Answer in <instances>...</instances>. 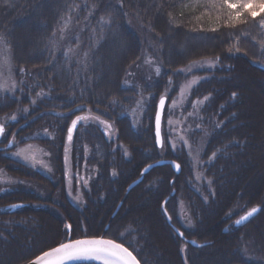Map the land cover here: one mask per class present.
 Here are the masks:
<instances>
[{
	"label": "trees",
	"instance_id": "16d2710c",
	"mask_svg": "<svg viewBox=\"0 0 264 264\" xmlns=\"http://www.w3.org/2000/svg\"><path fill=\"white\" fill-rule=\"evenodd\" d=\"M205 2L0 0V49L11 53L12 71L19 87L0 94V123L6 127L0 145L12 136L17 142L39 137L34 141L50 152L53 175L59 181L53 201H57L55 206L62 214L59 218L54 212L33 205L13 213L0 212V246L14 251L13 257L26 248L20 261L13 264H24L69 236L75 239L105 233L129 246L142 264H152L153 259L146 256L156 241L153 229L164 232V238H168L163 242L157 240L163 254L160 264H218L226 262V257L229 258L226 264H245L257 259L256 262L264 264V100L255 103L254 113L246 108L255 92L264 96V70L259 64L225 52L232 38L239 34L254 35L260 29L261 17L253 20L245 14L235 27L225 26L223 17L217 19V13L202 6ZM102 17L110 23H103ZM185 33L194 41L187 47L180 41ZM180 46L185 47L182 53L178 51ZM204 60L214 64L199 71L207 78L191 89L182 111L192 115L186 126L187 137L191 146L199 149L201 179L194 178L191 171L187 175L185 169L175 177L170 166L158 167L145 177L141 186L125 194L142 168L153 157L162 156L163 150L157 148L154 136L158 97L166 94L168 105L189 78L181 70ZM157 67L161 70L159 76L155 72ZM148 95L152 98H147ZM142 99L148 112L141 125L134 127L127 113ZM196 101L200 103L193 107ZM78 115L90 119L77 125L69 142V125ZM12 116L16 119L11 120ZM91 117L107 121L115 130L106 129ZM166 132L163 127V135ZM146 136L150 145L141 150L149 154L142 155L135 143ZM2 152L0 149V161L12 167L9 171L14 178L31 186L36 183L39 189L43 181L50 180ZM67 153L75 179L74 191L81 188L79 205L70 201L63 185ZM164 155L183 163L188 153L182 145ZM249 174L255 177L254 184H249ZM173 178L175 183L171 186ZM172 189L176 190L175 196L170 195ZM17 190L15 185L3 191L0 207L25 201L24 189ZM120 195L121 200L126 199V210L130 205L132 210L144 200L148 203L149 197L152 199L150 207L137 215L146 219L144 231L135 221L122 222L125 219L114 224L121 225L122 235L114 236L111 229H105L112 221ZM167 198L171 223L187 238L210 242L207 247H185L179 238L174 237L175 240L168 235L174 236L162 210ZM93 199L100 204L93 207ZM157 199L160 210L155 207ZM256 207L260 211L251 220L234 227L237 218ZM64 224L71 225V234L67 228L63 229ZM1 229L12 232L8 233L9 240ZM226 229L231 230L230 236ZM136 235L140 237L137 243L131 240ZM33 247L39 249L35 252L27 249ZM207 249L214 250L211 256L203 253ZM176 251L180 252V258ZM6 259V256L1 259L0 264L10 263Z\"/></svg>",
	"mask_w": 264,
	"mask_h": 264
},
{
	"label": "rangeland",
	"instance_id": "374dc122",
	"mask_svg": "<svg viewBox=\"0 0 264 264\" xmlns=\"http://www.w3.org/2000/svg\"><path fill=\"white\" fill-rule=\"evenodd\" d=\"M182 40H183V42H182ZM197 40H199V39H197ZM197 40H196V42H197ZM180 41H181V43H184L186 47H187L188 44L194 42V41H192L190 39V36L188 34H186V33L183 34V37H182V39ZM237 48L239 49V51L236 50ZM175 49H177V46H175ZM184 49H185L184 46H180L178 48V51H181V53H182V51H184ZM229 49H231V51H229ZM225 52H226V54L228 56H241V57L247 59L248 61H250L252 63L259 64L260 66H264V28L260 27V29L252 36L239 34L238 36L232 38L230 40V42L228 43ZM209 62H211V61L204 60V61H200V62H195V63L191 64L189 67H186V68L182 69V70H184V71H182V73L189 74V78L184 81V83L181 85V87L184 86L185 84H188L190 81L195 79L198 82L191 87V89H192L193 87L198 85L202 80L206 79L207 78L206 75H204L203 73H200L199 71H201L203 68L205 69L206 67H211L212 64H214L213 62H211V65H210ZM0 84H6L7 88H8V90H6V91L0 90V94H4V93L9 92V91L14 92L16 89L19 88L18 84H17V82L15 80L13 71H12L11 53H8L6 50H2V49H0ZM13 85H15V86L13 87ZM191 89L188 91V93H186V95L183 98L180 97V92H179L178 95H175L173 97V99L169 102V104L167 105V108L165 107L164 122L166 124V127L164 125V128L166 129L167 132H166V135L164 134V146H163L164 149H160V151L163 150L161 158H165L164 157L165 156L164 153L167 150L171 149L173 152H175L178 148H180V146L183 145L185 147V149L187 150L188 158L190 159V161H189L190 163H189L188 169H189V171L194 173L193 174V176L195 175L194 178L196 177L197 180H199V179H201V176H202L201 170L199 169L200 167H202L201 162L199 160L200 152H199V149H198L197 146L196 147L195 146L194 147L191 146V144L188 141V137H187L189 128L186 127V126L188 125L189 117L192 116V115L183 114L182 113L183 107L185 106V103H186V100H187V96L189 95ZM163 95H166V94H163ZM163 95H160L158 97V99L156 101V104L159 101L160 97L163 96ZM263 97H264L263 94L261 95V93H258V92H255L253 95L250 96V99L247 101V106H246V108L250 111V113H254L253 110H254L255 103H261L262 100H264ZM147 98L151 99L152 96L148 95ZM172 101H176L177 102V106L175 108L171 107ZM23 111H24V109H23ZM155 111H156V109H155ZM147 112H148V106H147L146 102L144 101V99H142V101L138 102V104H137V106H136V108L134 110H132L129 113H127L128 117H130L131 125H133L134 127H139L141 125V123L143 122L144 118L146 117ZM24 115H26V114H24ZM169 120L173 121L172 125H169L167 123ZM70 127H71V123L69 125V128ZM111 130L114 131L115 127L112 126ZM43 137H45V136H43ZM181 137H184V140L187 141V144H185L184 141L181 140ZM35 138H39V137L38 136L26 137L24 141L17 142L16 139L12 136V137H10L8 139L7 143L3 142L2 147L6 148L7 145H8V142L9 141H13L14 142L13 146L6 151V155L9 157V159L12 160V161H15L16 163L20 162V163H22L24 165L32 167L34 170H36L37 172H39L43 176L48 177L50 180L46 179L47 181H43L45 185L43 184L44 186L42 185L41 189L38 188L39 186L36 183H33L32 186L33 185L37 186V188L34 189V186L32 188L31 184L26 182L25 180L22 181V180H19L17 178H14L13 176H11L12 174L10 173L9 169L13 170L12 167L9 166L6 162L4 163V160H1L0 161L1 162L0 163V194L3 191H5V190H7L9 188H13V186L17 185V187L19 188V190H17V191L21 192L22 189H24V195H25L26 199H25V201L21 202V203L25 204V206L23 208L33 205V206L39 207L40 210H46L48 212L52 211V212H54L53 214H55V216L57 215L56 217L62 218L61 212H59L57 210V207L55 206V203L57 204V201L56 200L53 201V198H55L53 196V191H54V193H55V191L56 192L59 191V189H58L59 181H58L57 178H54V175H53L54 171H53V166L51 164L50 152L45 147H43L39 141H34ZM170 140L173 143H175V145H176L175 149H173L170 146V144L168 146L167 141L169 143ZM135 144L138 147V151H139L140 154L141 153H142V155H146L147 154L145 151L141 150V148H143V146H145L146 144L150 145V140H149L148 136H146V138L145 137H141L140 139L137 140V143H135ZM65 145H66V148L69 146V145L67 146V141L65 142ZM28 146H32V149L35 151V155H36L37 159L38 160H43L44 165H46L47 167H44V166H42L40 164L32 166L30 162H25L23 159H21L20 157L15 155V153L18 152L20 149L27 148ZM0 147H1V145H0ZM64 157H65V155H64ZM65 158H66L65 165H64L65 178L63 179L64 180L63 181V185L65 186V188L67 190V194H68V197H69L70 201L74 205L75 204L79 205V204L82 203V199L80 197L81 188H79L80 191H76V189L74 191L75 179L72 178L74 176V174H73L72 169L70 167V156H69V153L66 154ZM158 160H160V158L153 157V159L148 164L157 162ZM4 165H7L9 167H6ZM3 166H4L5 169L3 168ZM165 166H169V165H165ZM165 166H159V167H165ZM156 168H158V167H156ZM69 169H70V171H68ZM171 169H172V167H171ZM136 177L138 178L139 176H136ZM136 177L134 178V180L137 179ZM76 182H78V181H76ZM143 182L144 181H142L140 184H138L130 192H132L138 186H141ZM44 187H46V188H44ZM125 194H128V193H125ZM174 196H175V194H174ZM152 198H154V197H152ZM121 199H122V195H120V197L118 198V201L119 202H123V203H122L121 207L119 208L117 214L115 216H113V214H112V216H111L112 217V221H109L110 227L108 229L109 230L111 229V232H113L112 234L114 236L118 235V234L122 235V233L120 232L121 231V229H120L121 225H117V226L115 225L114 226V224H116V223L117 224H121V223H118V222H120L121 219H125V221H122V222L126 223V222L135 221V223H137V225L140 226L141 229L144 231V228H147L146 227L147 223L145 222L146 219L141 218L140 216H137V215H139L138 213L144 212L145 210H147L150 207L152 199L149 197L150 201L148 203H145V200H144V202L142 200H139L140 203H142V202L143 203L141 205L138 204V205L134 206L132 208V210H131V205L128 208L129 210H126V207H125V202H126L125 200L126 199L125 200H121ZM92 202L94 203V204L92 203L93 207H95L96 204H100L99 202H97L96 199H93ZM33 203H35V204H33ZM144 206H145V208H144ZM146 206H149V207H146ZM1 207L4 208L3 211L8 212V213H13V212H10L9 210H5L4 206H1ZM155 207H157L158 210H160L159 209V199H157L155 201ZM214 209H215V207H214ZM121 213H123V215H120ZM119 215L121 217L117 218ZM160 217L163 218L162 215H160ZM90 218H92V216ZM115 218H117L116 222L113 221ZM209 218H211V217H209ZM151 221L154 222V220L152 218H151ZM49 222H51V221H49ZM89 222H93V220H89ZM167 222H168V220H167ZM95 225L97 226V224H95ZM187 226L188 225H186V227ZM113 227H114V230H113ZM64 228H67V224H64L63 229ZM101 229H103V228H101ZM105 229L107 230V228H105ZM155 230L158 231L157 229H155ZM1 231H4V230L1 229ZM36 231H38V230H36ZM156 231H154V229H153V232L156 235V241L157 240H160V241L167 240L168 241L167 236H165V238H164V234H165L164 232L160 233V232H156ZM172 231L174 232L173 227H172ZM67 232L71 234V230L68 231V228H67ZM4 233L7 234L6 236H4L5 239L9 240V234L8 233L11 234L12 232H10V231L6 232V229H5L3 234ZM173 234H174V236H171V233L168 234V235L171 238L173 237L172 239H175L174 237L179 238L180 240L182 239L178 235H176L175 232ZM42 235L45 236L46 234L42 233ZM102 236L110 238V239H114L112 237L107 236L106 233L101 235V236L100 235L99 236L86 235V236H81V237H78V238H75V239L88 238V237H102ZM68 239H69V237L67 238V240ZM71 239H73V238H71ZM138 239L140 241V237L138 235H136L135 237L134 236L131 237V240L135 241L136 243H137ZM114 240H116V239H114ZM54 241L55 240H53V244H54ZM66 241H64V242H66ZM116 241H118V240H116ZM156 241H154L152 243L153 246L150 247V251H148L149 253L146 256V259H148V258H152L153 259V263L152 264H160L161 261H162V258H163V254H162V251L160 249L159 241H157V242ZM181 241L184 243L183 239ZM64 242H61V243H64ZM198 242H201V241H198ZM56 243H58V240L56 241ZM61 243L59 242L55 246H58ZM170 244H171V242H169L167 246H170ZM48 245H49V243H48ZM55 246L53 245V247H55ZM53 247L47 248L44 251H47V250H49V249H51ZM127 247L131 251H133L129 246H127ZM27 249H31V251L34 250V252H35L39 248H37V247L34 248L33 247V248H27ZM25 250H26V248L24 247L20 251V253H18L15 257H13L15 252L12 251V250H9L6 245H2L1 244V246H0V260L4 259V257L6 256V257H8V259H6V260L10 261V263H7V264H13V262H19L20 258H21L20 256L22 255V253H24ZM170 250H172V249H170ZM177 250H179V248H177ZM28 252H30V251H28ZM213 252H214V250L207 249L203 253L206 254V255L209 254V256H211ZM133 253L135 254L134 251H133ZM176 253L178 255V258H180V252L176 251ZM29 254L30 253H27V255H29ZM167 254L170 257L174 256V253L172 254V252L171 253H167ZM37 255H39V254H37ZM35 257L31 258L30 260H28L24 264H27L28 262L33 260ZM15 258H19V259L15 260ZM256 259H257V257H256ZM225 260H226V262L223 261V262H220L218 264H226L227 262H229V258L226 257ZM256 261L251 262V261L248 260L247 262H243V263H245V264H260L259 262H256ZM141 264H142V262H141ZM208 264H213V263L209 262Z\"/></svg>",
	"mask_w": 264,
	"mask_h": 264
},
{
	"label": "snow or ice",
	"instance_id": "6c2138e0",
	"mask_svg": "<svg viewBox=\"0 0 264 264\" xmlns=\"http://www.w3.org/2000/svg\"><path fill=\"white\" fill-rule=\"evenodd\" d=\"M203 7L209 9L210 11H214L217 13V19L221 17L224 18L225 26L235 27L237 23L242 22V17L247 14L248 17H251L255 20L257 17H261L259 20V26L264 28V0H206V2L202 5ZM101 21L105 24L110 23V20L101 18ZM243 22H247L244 20ZM215 31L216 29H212ZM2 40V37H0ZM239 51V49H236ZM231 51V49H229ZM218 59V58H217ZM211 65V62H209ZM160 68L157 67L155 69L156 75H160ZM184 71V70H181ZM197 80H192L188 84L180 87V97L183 98L186 93L191 89V87L196 84ZM169 84H171V80L169 79ZM15 85H13L14 87ZM0 90H8L6 84H0ZM236 94L233 93V96ZM207 99V97H205ZM167 102V95H163L159 99L158 110L155 116V129H156V139L157 145L160 148L164 146V138L161 136V120L165 108V104ZM35 103V101H33ZM196 103H200V101H196L193 104L195 107ZM177 106L176 101H172L171 107L175 108ZM82 110V109H81ZM26 112L27 109H24ZM89 111H91L89 109ZM59 115V113H57ZM191 115V113H189ZM95 119L99 123L103 124L106 129H111V125L107 121L99 120V117H91ZM11 120H15L16 117L12 116ZM90 119L87 115H78L71 122V127L68 129L67 139L69 142L72 140L73 130L77 127L81 122H86ZM169 125H172L173 121L169 120L167 122ZM5 131V126L3 123H0V135H3ZM181 140L187 144V141L184 140V137H181ZM170 146L175 149L176 145L171 140L169 141ZM16 156L23 159L25 162H30L32 166L40 164L44 167L43 160H38L35 151L32 149V146H28L27 148L20 149L15 153ZM215 156V153H213ZM173 166L176 170L180 169V165L173 162ZM151 167V166H150ZM147 171V169H145ZM115 174V173H114ZM86 183V181H85ZM211 181H209V184ZM24 205H13V208L23 207ZM166 211V210H165ZM258 208H252L250 211L246 213V215L242 216L240 219L236 220V225H241L245 223L249 217L253 216ZM170 219V217H169ZM69 231L71 230V225H67ZM182 237L183 233H179ZM193 243H195L193 241ZM202 247L203 245H198ZM99 261L100 264H140V260L137 259V256L134 255L133 251H130L128 247H125L122 243H117L115 240L105 239L103 237H93V238H80V239H69L59 244L58 246L44 252L42 255L36 258L32 262V264H69L72 261Z\"/></svg>",
	"mask_w": 264,
	"mask_h": 264
},
{
	"label": "water",
	"instance_id": "95a60500",
	"mask_svg": "<svg viewBox=\"0 0 264 264\" xmlns=\"http://www.w3.org/2000/svg\"><path fill=\"white\" fill-rule=\"evenodd\" d=\"M263 70H264V67H261ZM167 103V102H166ZM158 104H159V102H158ZM158 104H157V110H158ZM165 107H166V104H165ZM157 110H156V113H157ZM164 110H165V108H164ZM156 116V115H155ZM163 116H164V112H163ZM163 116H162V120H161V136H162V121H163ZM154 125H155V122H154ZM155 136H156V129H155ZM2 137V135H0V138ZM163 137V136H162ZM156 142H157V139H156ZM12 145V143H10L9 144V147ZM173 162L174 163H176V164H179V163H177L175 160H171V159H168V160H159V161H157V162H154V163H150V164H148V165H146L142 170H141V176L140 177H138L136 180H134L128 187H127V193H129L133 188H135L138 184H140L143 180H144V177L147 175V174H149L153 169H155L156 167H159V166H165V165H169V166H171L172 167V169L175 171V172H177V173H179L180 172V169L179 170H176L175 169V167L173 166ZM151 166V167H150ZM145 169H147V171H145ZM13 205H24L25 206V204H23V203H20V204H13ZM13 205H9V206H7L5 209L6 210H9L10 212H14V211H16L17 209H20V208H23V207H16V208H13L12 206ZM121 205H122V202L118 205V207H117V209H116V211L114 212V214H113V216H115L116 214H117V212H118V210H119V208L121 207ZM259 209V208H258ZM1 210V209H0ZM258 213V211L255 213V214H257ZM254 214V215H255ZM246 215V214H245ZM253 215V216H254ZM253 216H251V217H249V219H251ZM167 218H168V220L170 221V219H169V216H167ZM248 219V220H249ZM247 220V221H248ZM242 225V224H241ZM237 226H239V225H237ZM109 228V226H107V229ZM174 231L176 232V234L179 236V237H181L180 235H179V233H181V231L180 230H178L177 228H174ZM103 238H105V239H110V238H107V237H104V236H102ZM183 237V236H182ZM181 237V238H182ZM88 238H93V237H88ZM75 240V239H74ZM111 240H114V239H111ZM116 241V240H115ZM187 241V243H189L191 246H193V247H200V246H198V245H201V244H199V243H197L195 240H186ZM193 241L195 242V243H193ZM117 243H121V242H118V241H116ZM125 246V245H124ZM56 247V246H55ZM125 247H127V246H125ZM54 248V247H53ZM52 249V248H51ZM50 250V249H49ZM130 250V249H129ZM48 251V250H47ZM131 251V250H130ZM46 252V251H45ZM44 253V252H43ZM42 255V254H41ZM135 255V254H134ZM40 256V255H39ZM38 256V257H39ZM138 259V258H137ZM34 260H36V258L35 259H33V260H31L30 262H28L27 264H32V262L34 261ZM139 260V259H138ZM80 262H95V263H99L100 264V262H97V261H72V262H69V264H74V263H80ZM140 264H141V262H140Z\"/></svg>",
	"mask_w": 264,
	"mask_h": 264
},
{
	"label": "bare ground",
	"instance_id": "6f19581e",
	"mask_svg": "<svg viewBox=\"0 0 264 264\" xmlns=\"http://www.w3.org/2000/svg\"><path fill=\"white\" fill-rule=\"evenodd\" d=\"M155 115H156V113L154 114V122H155ZM4 126H5V125H4ZM5 131H6V127H5ZM12 142H13V141H12ZM13 143H14V142H13ZM10 148H11V147H8V148H5V149L8 150V149H10ZM1 150L3 151V152H2L3 155H4L5 157L9 158V157L6 155V151L3 150V149H1ZM184 159H185V160H184L183 163H180L178 160H175V159H174V160H175L177 163H179V165H180V172H179V173L175 172V171L172 169V171H173L175 177L180 176V175L182 174V172H183L184 169L186 170L187 175H189V174L191 175V172H190L189 169H188V166H189V163H190V162H189L190 159L188 158L187 155L184 157ZM161 160H166V159L163 158V159H161ZM19 163H20V162H19ZM21 164H22V163H21ZM22 165H24V164H22ZM24 166L33 169L32 167H29V166H27V165H24ZM33 170H34V169H33ZM35 171H36V170H35ZM249 173H250V172H249ZM140 176H141V174H139V177H140ZM244 176H245V175H244ZM144 179H145V177H144ZM247 180H248L249 184H251V183L254 184V182H255V177H251V174H249L248 177H247ZM143 181H144V180H143ZM131 183H132V182H131ZM131 183H130V184H131ZM174 183H175V178H173V179L171 180L170 185L173 186ZM130 184H129V185H130ZM129 185H128V186H129ZM128 186H127V187H128ZM254 187H255V186H254ZM126 190H127V189H126ZM126 193H127V192H126ZM129 193H130V192H129ZM129 193H128V194H129ZM175 193H176V190H175V189H172L171 196H174ZM168 201H169V198H167V199L163 202V204H162V210H163V213L165 214L166 218H167V216L169 215V214H168V211H167V202H168ZM120 203H121V202H119V204H120ZM122 203H123V202H122ZM16 204H20V203H16ZM119 204H118V205H119ZM118 205H117V207H118ZM117 207H116V209H117ZM256 208H259V211H260V207H256ZM0 209H1L0 212H2L4 208L0 207ZM20 209H21V208H20ZM116 209H115V211H116ZM165 210H166V211H165ZM115 211H114V212H115ZM249 211H250V210H249ZM259 211H258V212H259ZM246 213H247V212H246ZM246 213H245V214H246ZM113 214H114V213H113ZM245 214H243L242 216H244ZM255 215H256V214H255ZM255 215H254V216H255ZM242 216H241V217H242ZM254 216H253V217H254ZM241 217L237 218L236 220L240 219ZM253 217H252V218H253ZM170 218H171V217H170ZM252 218H251V219H252ZM251 219H249V220H251ZM236 220H235V221H236ZM249 220H248V221H249ZM235 221H234L233 224H234V227H236V228H238V227L244 225L246 222H248V221H246V222L243 223L242 225L237 226L236 223H235ZM168 223L171 224V226L173 227V229H174V228H177L176 226H174V225L171 223V220H170V221L168 220ZM107 226H109V224L106 225L105 228H107ZM177 229L180 230V231L183 233V237L187 238V237L185 236L184 232H183L181 229H179V228H177ZM225 231H226V233L228 234V236H230V233H229V232H230L231 230H230V229H226ZM188 239H191V238H188ZM43 252H45V251H42L41 253H39V255L43 254ZM39 255H37L35 258H37ZM35 258H34V259H35ZM89 261H94V260H89ZM97 262H99V261H97Z\"/></svg>",
	"mask_w": 264,
	"mask_h": 264
},
{
	"label": "flooded vegetation",
	"instance_id": "af4514ba",
	"mask_svg": "<svg viewBox=\"0 0 264 264\" xmlns=\"http://www.w3.org/2000/svg\"><path fill=\"white\" fill-rule=\"evenodd\" d=\"M0 149H3V150H5V151H7V149H5V148H3L2 146L0 147ZM199 243H202L203 244V246L202 247H199L198 249H202V248H205V247H207L208 245L207 244H209L210 242H199Z\"/></svg>",
	"mask_w": 264,
	"mask_h": 264
}]
</instances>
